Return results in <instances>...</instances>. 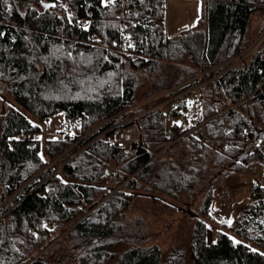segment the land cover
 <instances>
[{
    "label": "trees",
    "instance_id": "obj_1",
    "mask_svg": "<svg viewBox=\"0 0 264 264\" xmlns=\"http://www.w3.org/2000/svg\"><path fill=\"white\" fill-rule=\"evenodd\" d=\"M126 3L122 22L121 0H68L69 10L56 0H0V104L4 94L9 102L0 114V264H264L263 186L239 208L231 234L210 242L204 221L220 184L264 166V149L250 153L264 144V61L255 52L216 69L264 31L263 15L254 36L264 0H204L199 23L173 37L165 0ZM81 20H93L87 31ZM196 78L204 128L168 130L167 104L131 111L148 85L146 100H166ZM229 99L237 106L216 115L214 103ZM60 113L80 121L82 135L44 149L21 140ZM121 123L139 129L128 151L109 140ZM141 197L192 216L189 242L167 251L152 244L146 220L129 216Z\"/></svg>",
    "mask_w": 264,
    "mask_h": 264
},
{
    "label": "rangeland",
    "instance_id": "obj_2",
    "mask_svg": "<svg viewBox=\"0 0 264 264\" xmlns=\"http://www.w3.org/2000/svg\"><path fill=\"white\" fill-rule=\"evenodd\" d=\"M203 6L204 0L203 4L201 0H165V28L167 35L169 37L176 36L184 30L192 29L193 27H195L202 17L204 8ZM263 15L264 12H260L256 17H254V36L259 32L261 28ZM219 68L221 67H218L216 69ZM195 85L196 84L187 86L183 84L169 90L168 92H166L168 98L166 100L163 98L164 94L146 100L145 97L151 94L150 87L148 85L140 91L138 95V104L131 107V111L138 110L135 117H139L143 113H148L160 105L167 104L166 112L168 130H170L176 124L184 128L187 126V123L195 124L202 118L201 93ZM158 99H162V102L156 103ZM2 100L3 101L0 104V114L2 113V111H7V109L9 108V102L5 94L2 96ZM184 106H186L188 117H185L184 115H177L178 110ZM123 124L124 123H121L117 127H122ZM40 126L42 132L40 135H33V140L36 141L39 139L41 141L43 149L49 141L63 138L66 134H70L71 136L82 135L80 121L68 122L65 113H60L51 117L47 122L40 124ZM112 136L109 139L110 141L112 140ZM73 146H75V144ZM71 149L72 148H70V150ZM43 154L44 150L42 151V155ZM255 164L247 168V170L243 173L231 175L229 180L230 183L224 181L222 184H220L216 188V194L217 196H219L218 198L222 197V192L225 189L235 191L237 189L245 188L251 183L252 185H263L264 166ZM112 186L113 185H110V187ZM108 191L114 192V190L111 188H109ZM243 195L248 194L243 193ZM243 195L240 196L243 197ZM229 200V197L224 198V201H227L226 203H228ZM185 202L186 201L183 200V204ZM136 203L139 204V207L130 212L129 216L131 218L140 216L144 220H146L148 225L147 228L151 234L152 239H154L152 244L158 243L164 250L167 251L173 244L180 243L181 241H183L185 244L189 242L188 239L190 238V230L192 229L194 221L192 216L185 213L186 211L169 210L167 207L163 206V204L152 201L148 197H141L140 199H137ZM238 210L239 208L238 206H236L233 212V215L235 214L236 219ZM225 216L226 212H218L217 210L212 208L211 217L205 218L204 221L209 226L210 242L213 240L215 241L216 233H218L219 231L228 232L231 234L229 228L232 227L235 222H232L231 219L225 220ZM229 221H231V224L228 223ZM169 225L171 229L168 232L166 229ZM123 249L125 248H121L120 251ZM44 251L45 250L41 249L39 253L43 254Z\"/></svg>",
    "mask_w": 264,
    "mask_h": 264
},
{
    "label": "built area",
    "instance_id": "obj_3",
    "mask_svg": "<svg viewBox=\"0 0 264 264\" xmlns=\"http://www.w3.org/2000/svg\"><path fill=\"white\" fill-rule=\"evenodd\" d=\"M57 3L60 5V7L64 8L65 10H69V4H68V0H56ZM127 0H121V5H122V12H121V16H120V20L122 22H125L128 16V13L130 12V6L126 3ZM110 5L113 4V2L111 1L109 3ZM90 22H93V20L88 21V20H81L79 22L80 26H83L85 28V30L87 31L88 25L90 24ZM134 24H138V22H134ZM96 39V36L94 34H90L88 36V40L90 42H93ZM122 45L123 46H130L131 45V39L130 37L124 32L123 36H122ZM258 53L261 57V60L264 61V31L258 36V38L244 51H242L240 54H238L236 57H234L233 59H231L230 61L226 62L225 64H223L220 67H226L227 70H231L234 68L239 67L245 60H247L251 54L253 53ZM196 81H198V78L193 79L187 83H185L184 85L190 86L192 84H196ZM195 86H197V89L200 90V85L196 84ZM191 93V92H190ZM214 110L216 112V115H222L230 110H232L233 108H235V106H237L236 104H234V102L229 99L226 102H221V101H217L214 103ZM177 115H184L185 117H188L187 111H186V106L182 107L181 109L178 110ZM205 126V122H197V123H187V132L191 133L195 130H197L198 128H204ZM21 140L24 141H34L33 140V135H24L21 134L20 136ZM84 138V137H83ZM83 138H81L79 141H81ZM139 138V129L137 127L136 124H130L126 127H118L115 129L114 134L112 136V140L111 142L119 149H122L124 151H128L131 147V145ZM64 139L67 142L71 141V135L70 134H66L64 136ZM78 141V142H79ZM77 142V143H78ZM76 143V144H77ZM33 145V143H32ZM264 149V144L262 143H257V144H253L250 145V153H254L256 150H263ZM51 164V163H50ZM230 177L229 176L225 181L227 183H230ZM257 187V185H252L249 184L248 186H246L245 188L242 189H237L235 191H231L229 189H225L222 192V197H220V200H222L223 203V210L224 212H226V216H225V220H229L231 219V221L234 220V216H233V212H234V208L236 206H238V208L242 207V205L244 206V204L246 203V201L249 200L250 195H252V191ZM243 193H247L248 196L243 195ZM250 193V195H249ZM240 195H243V197H241ZM229 197L230 200L228 203H226L224 201V198ZM241 198V199H240ZM231 215V216H230ZM229 217V218H228Z\"/></svg>",
    "mask_w": 264,
    "mask_h": 264
},
{
    "label": "crops",
    "instance_id": "obj_4",
    "mask_svg": "<svg viewBox=\"0 0 264 264\" xmlns=\"http://www.w3.org/2000/svg\"><path fill=\"white\" fill-rule=\"evenodd\" d=\"M201 2H202V4H203V0H201ZM204 7V6H203ZM171 37H173V36H171ZM256 164H259V163H256ZM255 164V165H256ZM254 165V164H253ZM253 165H250V166H253ZM261 166H263L262 164H260ZM250 166H248L247 168H249ZM247 170V169H246ZM261 186H263L264 187V184L262 185V184H260ZM246 196H248V195H246ZM251 196L252 195H250V198H249V200L248 201H246V203L245 204H248V203H250L251 202ZM219 196H217V198L214 200V202H213V204H212V208H214L215 210H217L218 212L220 211V212H223L224 213V211H222L223 210V201L222 200H220V198H218ZM227 202V201H226ZM211 215H212V212H211ZM234 216V219L235 220H233L232 222H236V218H235V214L233 215ZM229 218V217H228ZM208 225V224H207ZM209 227V226H208Z\"/></svg>",
    "mask_w": 264,
    "mask_h": 264
},
{
    "label": "snow or ice",
    "instance_id": "obj_5",
    "mask_svg": "<svg viewBox=\"0 0 264 264\" xmlns=\"http://www.w3.org/2000/svg\"><path fill=\"white\" fill-rule=\"evenodd\" d=\"M4 3H7V0H4ZM228 223L231 224V221H229ZM253 251H255V249H253Z\"/></svg>",
    "mask_w": 264,
    "mask_h": 264
},
{
    "label": "water",
    "instance_id": "obj_6",
    "mask_svg": "<svg viewBox=\"0 0 264 264\" xmlns=\"http://www.w3.org/2000/svg\"><path fill=\"white\" fill-rule=\"evenodd\" d=\"M53 6L55 7L56 5L54 4Z\"/></svg>",
    "mask_w": 264,
    "mask_h": 264
}]
</instances>
